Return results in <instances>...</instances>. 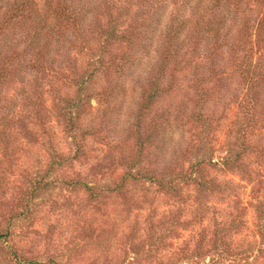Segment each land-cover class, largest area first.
Masks as SVG:
<instances>
[{"label":"trees","instance_id":"trees-1","mask_svg":"<svg viewBox=\"0 0 264 264\" xmlns=\"http://www.w3.org/2000/svg\"><path fill=\"white\" fill-rule=\"evenodd\" d=\"M241 181L264 186V0H0V186H26L13 219L35 223L50 186L130 204L146 182L192 186L203 215ZM9 224L4 258L59 264L25 259ZM242 226L211 233L228 248Z\"/></svg>","mask_w":264,"mask_h":264},{"label":"rangeland","instance_id":"rangeland-1","mask_svg":"<svg viewBox=\"0 0 264 264\" xmlns=\"http://www.w3.org/2000/svg\"><path fill=\"white\" fill-rule=\"evenodd\" d=\"M78 61L86 62L82 57ZM98 148L94 143V149ZM250 166L259 170L252 159ZM25 187L0 186V224L3 229L10 222L14 249L25 259L50 256L59 264H264V238L256 215V206L264 203V186L258 193L241 181L231 186L229 198L206 200L208 211L200 206L203 215L192 186H176L181 199L146 182L130 188L134 198L130 204L111 190L106 191L104 202L96 204L86 194L73 195L64 186H50L30 207L37 211L31 225L13 219ZM108 187L112 188L104 189ZM234 216L241 219L243 228L227 241L228 248L221 247L211 233L212 221L225 224ZM0 264L13 263L0 254Z\"/></svg>","mask_w":264,"mask_h":264}]
</instances>
